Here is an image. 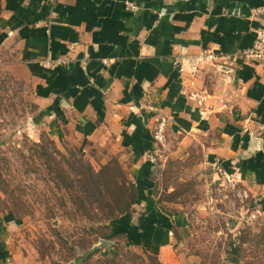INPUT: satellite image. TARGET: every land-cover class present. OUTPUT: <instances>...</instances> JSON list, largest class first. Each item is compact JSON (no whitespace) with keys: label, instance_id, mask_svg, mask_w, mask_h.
<instances>
[{"label":"crops","instance_id":"0c3cea01","mask_svg":"<svg viewBox=\"0 0 264 264\" xmlns=\"http://www.w3.org/2000/svg\"><path fill=\"white\" fill-rule=\"evenodd\" d=\"M261 7L264 0H0V63L29 88L51 136L132 164V208L141 214L131 226L152 251L184 222L153 198L159 129L174 143L162 157L199 151L202 163L264 201V68L239 56L256 40L263 21L252 13ZM206 50L225 58L193 73L184 58ZM9 242L0 233V264H18Z\"/></svg>","mask_w":264,"mask_h":264},{"label":"rangeland","instance_id":"374dc122","mask_svg":"<svg viewBox=\"0 0 264 264\" xmlns=\"http://www.w3.org/2000/svg\"><path fill=\"white\" fill-rule=\"evenodd\" d=\"M32 96L0 63V233L18 264H155L149 254L160 264H264V201L210 160L202 163L199 151L188 159L162 157L171 152L162 129L153 198L165 214L184 217L183 224H173L160 252L137 236L104 239L108 208L99 205L89 176L121 171L114 178L119 194L134 182L132 164L120 163L117 151L51 136ZM139 213L132 211L130 225Z\"/></svg>","mask_w":264,"mask_h":264},{"label":"trees","instance_id":"16d2710c","mask_svg":"<svg viewBox=\"0 0 264 264\" xmlns=\"http://www.w3.org/2000/svg\"><path fill=\"white\" fill-rule=\"evenodd\" d=\"M88 171L89 173H91V170ZM115 171L116 172H113L112 170H107L105 168L102 169L100 173H98V176L94 172H92L89 176L90 180L94 183L97 191L99 192L97 197V199L100 200L99 205L102 209L108 208L107 216L109 220L110 233L102 234V237L107 240L122 235L125 238H133L134 236L136 237L134 231L137 230V228H133L129 224V222L133 211L132 207L137 203L139 197V188L137 187L136 183L129 182L128 187L124 185L123 187H121L120 193L116 194L115 191L118 186L117 183H115L114 178L119 170ZM99 174L101 175L99 176ZM118 175L123 176V173L119 171ZM77 181L81 184L82 179H79ZM88 181L87 179L84 180L85 184L83 186L86 188H88L89 186ZM100 185L103 187L105 192H107V195H105L103 191H101ZM117 196H119L118 203H116ZM111 200L114 201L113 205L110 203ZM149 255L155 264H160L156 259H154L153 254Z\"/></svg>","mask_w":264,"mask_h":264},{"label":"built area","instance_id":"2783aa9c","mask_svg":"<svg viewBox=\"0 0 264 264\" xmlns=\"http://www.w3.org/2000/svg\"><path fill=\"white\" fill-rule=\"evenodd\" d=\"M253 16L262 18L263 24L256 30V40L251 47L242 49L239 56L255 65H260L264 68V7L253 10ZM225 58L223 55H217L212 51L206 50L198 55H192L184 58L188 63L189 68L193 73L197 72L207 62H218ZM181 60H183L181 58ZM45 67L50 68L53 65L48 61L43 64ZM161 130V129H159ZM156 139H160V131L155 135Z\"/></svg>","mask_w":264,"mask_h":264},{"label":"water","instance_id":"95a60500","mask_svg":"<svg viewBox=\"0 0 264 264\" xmlns=\"http://www.w3.org/2000/svg\"><path fill=\"white\" fill-rule=\"evenodd\" d=\"M103 242V244H110V242H108V241H102Z\"/></svg>","mask_w":264,"mask_h":264}]
</instances>
